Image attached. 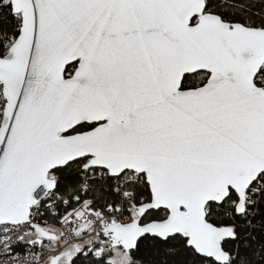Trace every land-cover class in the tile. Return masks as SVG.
Masks as SVG:
<instances>
[{"label":"snow or ice","instance_id":"1","mask_svg":"<svg viewBox=\"0 0 264 264\" xmlns=\"http://www.w3.org/2000/svg\"><path fill=\"white\" fill-rule=\"evenodd\" d=\"M0 264H264V0H0Z\"/></svg>","mask_w":264,"mask_h":264}]
</instances>
